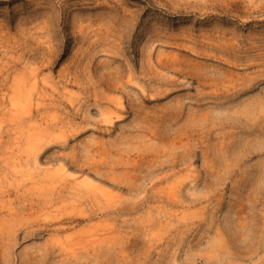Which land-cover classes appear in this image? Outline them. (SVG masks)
<instances>
[{"label":"rangeland","instance_id":"rangeland-1","mask_svg":"<svg viewBox=\"0 0 264 264\" xmlns=\"http://www.w3.org/2000/svg\"><path fill=\"white\" fill-rule=\"evenodd\" d=\"M0 216V264H264V0H0Z\"/></svg>","mask_w":264,"mask_h":264},{"label":"bare ground","instance_id":"bare-ground-1","mask_svg":"<svg viewBox=\"0 0 264 264\" xmlns=\"http://www.w3.org/2000/svg\"><path fill=\"white\" fill-rule=\"evenodd\" d=\"M89 19V18H88ZM99 19H100V17H99ZM47 21V20H46ZM81 21V20H80ZM85 21V20H84ZM96 21V20H95ZM77 22V21H76ZM78 23V22H77ZM96 23V22H95ZM94 23V24H95ZM45 24V23H44ZM81 24V23H80ZM98 24V23H97ZM99 24H100V22H99ZM38 25V24H37ZM74 25H77L76 23L74 24ZM44 26V25H43ZM48 26V25H47ZM81 26V25H80ZM79 26V27H80ZM97 26V25H96ZM75 27V26H74ZM83 27V26H82ZM93 27V26H92ZM96 28H98V27H96ZM96 28H95V31H96ZM102 28V27H101ZM46 29V28H45ZM73 29V28H72ZM76 29V28H75ZM93 29V28H92ZM78 30H80V29H78ZM98 30V29H97ZM77 31V30H76ZM100 31H102L101 29H100ZM45 32V31H44ZM48 32V31H47ZM96 32H98V31H96ZM106 32V31H105ZM99 33V32H98ZM106 34V33H105ZM46 35H48V34H46ZM99 36V35H98ZM49 37V36H48ZM100 37V36H99ZM107 43H109V41L107 42ZM112 43V42H111ZM106 46V45H105ZM112 46V45H111ZM152 48V47H151ZM45 50V49H44ZM171 53V52H170ZM175 54V53H174ZM150 55V54H149ZM171 55V54H170ZM170 55H168V56H170ZM45 56V55H44ZM166 56V55H165ZM172 56V55H171ZM175 56H177V55H175ZM216 57V56H215ZM30 58H32V56L30 57ZM164 58V57H163ZM35 60V59H34ZM161 60V59H160ZM165 61V60H164ZM167 61H168V59H167ZM26 63V62H25ZM165 63V62H164ZM4 66V65H3ZM167 66V65H166ZM175 66V65H174ZM14 68H16V67H14ZM20 68V67H19ZM181 68V67H180ZM11 69V68H10ZM38 69H40V68H38ZM17 70H18V68H17ZM41 72V71H40ZM37 73H39V72H37ZM189 73V72H188ZM191 73V72H190ZM26 73H22V74H20L19 76H17V77H15L14 78V80H18L19 78H24V76H26L25 75ZM10 75V74H9ZM35 76V75H34ZM31 77H33V76H31ZM36 77H38V75L36 76ZM36 77H33V78H31V80H30V82H27V83H24V82H16L15 84H13V86H12V89L10 90V94H9V96H7L6 98H7V102L6 101H4L3 102V105H4V107H3V109L2 110H4V114H5V116H7V117H9V118H5L6 120H9L10 121V124L13 126V127H15L14 129H16L15 130V132L17 131V130H19V132H18V134L20 133V131H21V134H26V136H27V134L29 135L28 137H29V140L32 142V143H37L38 141H40L42 138H43V136L41 135V131H40V129H39V125L37 124L40 120H48L47 118H45V117H43V116H40V118H39V115L37 114H35L34 112L36 111L35 109H37V112L39 113V111H41L42 110V107H44L45 105H48V101L46 100V96H48V94L46 95V93L44 92V90L42 91L40 88H39V82H38V80H36L35 78ZM41 77V76H40ZM9 78V77H8ZM21 78V79H22ZM230 80H232V79H230ZM225 81V80H224ZM203 82V81H202ZM228 83V82H227ZM229 84V83H228ZM227 84V85H228ZM230 86V85H229ZM216 87V85L214 86V88ZM42 88V87H41ZM51 90V89H50ZM52 91V90H51ZM236 92V91H235ZM3 93V92H2ZM48 93V92H47ZM52 93H55V92H52ZM64 93V92H63ZM66 95H68L67 93H66ZM54 96V95H53ZM4 97V96H3ZM49 97V96H48ZM72 97V96H71ZM53 98V97H52ZM73 98H75V97H73ZM2 99V98H1ZM55 100V99H54ZM46 101H47V104H46ZM50 102V101H49ZM51 102H53V101H51ZM72 103V102H71ZM260 103V102H259ZM115 104V103H114ZM50 105V104H49ZM2 107V106H1ZM49 107V106H48ZM50 108V107H49ZM54 108V107H53ZM52 107H51V109H53ZM115 108V107H114ZM43 109H45V107L43 108ZM112 112H113V109L111 110ZM115 112L117 111V110H114ZM43 112H45V110L43 111ZM107 112H109V111H107ZM106 113V112H105ZM114 113V112H113ZM43 114V113H42ZM52 114H54V113H52ZM111 114V113H110ZM3 115V114H2ZM108 115V114H107ZM107 115H105V116H107ZM45 116V115H44ZM47 116H48V114H47ZM112 116H114L113 114H112ZM2 118H3V116H2ZM59 118V117H58ZM111 118V117H110ZM4 119V118H3ZM3 119H2V121H3ZM52 119V118H51ZM112 119V118H111ZM111 119H110V121H111ZM56 120L59 122V120L56 118ZM5 121V120H4ZM55 121V120H54ZM56 121V122H57ZM114 121V120H113ZM62 122H64V121H62ZM52 123H54V122H52ZM64 123H66V122H64ZM40 124V123H39ZM47 124V123H46ZM104 124V123H103ZM41 125V124H40ZM56 125V124H55ZM61 125V124H60ZM59 125V126H60ZM106 125V124H105ZM63 126V125H62ZM65 126V125H64ZM49 128H51V127H49ZM53 128V127H52ZM62 128V127H61ZM66 129V131H67V128H65ZM55 130V129H54ZM65 131V132H66ZM24 134V135H25ZM61 134V133H60ZM66 134V133H65ZM62 136V135H61ZM20 137V136H19ZM48 137V136H47ZM16 138V137H15ZM14 138V139H15ZM27 138V137H26ZM25 138V139H26ZM17 139V138H16ZM62 139V138H61ZM30 141H28V139H27V141L26 142H30ZM45 141V140H44ZM26 142H24V143H26ZM17 143V142H16ZM19 143H20V138H19ZM27 144V143H26ZM21 146H23V145H21ZM15 150V149H14ZM22 150V149H21ZM11 151H13V149H11ZM19 151V150H18ZM8 152V151H7ZM30 152V151H29ZM9 154V153H8ZM10 157V156H9ZM16 158V157H15ZM20 158V157H19ZM12 159V158H11ZM18 159V158H17ZM19 162V161H18ZM21 163V162H20ZM16 165V164H15ZM39 166H40V163L38 162V160H36L35 161V163H34V168H36L37 170H40L41 169V167L39 168ZM93 167V166H92ZM92 167L90 168V169H92ZM10 168H12V167H10ZM94 168V167H93ZM12 169H14V168H12ZM44 169V168H43ZM16 170V169H15ZM49 170V169H48ZM47 170V171H48ZM43 171V170H42ZM60 175H61V173H60ZM52 176V175H51ZM56 177H58V176H56ZM50 178V177H49ZM34 179V178H33ZM37 179V178H36ZM43 179V178H42ZM49 180H51V179H48L47 181H49ZM53 180V179H52ZM58 181V180H57ZM88 180H86V179H84L83 180V182H87ZM40 182H41V180H40ZM47 183V182H46ZM49 183V185H50V182H48ZM34 184V183H33ZM38 185H40V184H38ZM35 187V186H34ZM55 190V189H54ZM53 190V191H54ZM61 190V189H60ZM52 191V190H51ZM63 191V190H62ZM75 191V190H74ZM55 192V191H54ZM53 192V193H54ZM72 193V192H71ZM77 193V192H76ZM75 193V194H76ZM53 196H54V194H53ZM77 196V195H76ZM67 197V196H66ZM55 198V197H54ZM56 200H62V199H64V197L63 196H59V197H57L56 196ZM173 198V197H172ZM51 199H53V198H51ZM50 199V200H51ZM49 200V199H48ZM66 200V199H65ZM64 202V201H63ZM56 203V202H55ZM54 202H53V204H55ZM51 205H52V202H51ZM50 205V206H51ZM59 207V206H58ZM46 208H47V206H46ZM49 208V207H48ZM53 208V207H52ZM47 211V210H46ZM52 211V210H51ZM56 211V210H55ZM13 214H15V213H13ZM96 214V213H95ZM61 216V215H60ZM98 216V215H97ZM1 217V216H0ZM70 217V216H69ZM59 218V217H58ZM92 218H93V216H92ZM82 219V218H81ZM89 219V218H88ZM87 219V220H88ZM60 220V219H59ZM67 220V219H66ZM71 220V219H70ZM80 220V219H79ZM85 220V219H84ZM62 222V221H61ZM75 222H76V220H75ZM80 222V221H79ZM87 222V221H86ZM60 223V222H59ZM71 223V222H70ZM73 223V222H72ZM63 224V223H62ZM67 224V223H66ZM87 224V223H86ZM98 224H99V222H98ZM70 225V224H69ZM73 225V224H72ZM49 225H47L46 227H48ZM75 226V225H74ZM69 227H71V226H69ZM83 227V226H82ZM92 227V226H91ZM63 228H65V226L63 227ZM74 228V227H73ZM73 228H71V229H73ZM52 229V228H51ZM50 229V230H51ZM59 229V228H58ZM68 230H69V228H67ZM88 229V228H87ZM46 230V229H45ZM57 230V229H56ZM62 230V229H61ZM66 230V229H65ZM67 230V231H68ZM54 231V230H53ZM84 231V230H83ZM51 232L52 231H50V234H51ZM55 232V231H54ZM57 233H59V232H57ZM62 233V232H61ZM60 233V234H61ZM65 233V232H64ZM56 234V233H55ZM59 235V234H58ZM104 235V234H103ZM76 237H80V236H76ZM81 237H83V236H81ZM86 237H88V236H86ZM56 238V237H55ZM72 238V237H71ZM75 238V237H74ZM74 238H72V240L74 239ZM98 238H100V237H98ZM52 239H54V238H52ZM76 239V238H75ZM85 239V238H84ZM84 239H82V242H83V240ZM71 240V241H72ZM88 241V240H87ZM69 242V241H68ZM67 242V243H68ZM86 242V241H85ZM90 241H88V243H89ZM88 243L87 244H84V245H88ZM77 245H78V242H77ZM83 245V246H84ZM82 246V247H83Z\"/></svg>","mask_w":264,"mask_h":264}]
</instances>
